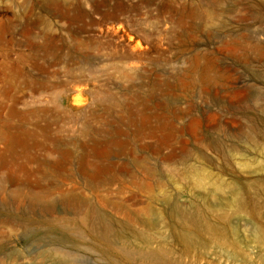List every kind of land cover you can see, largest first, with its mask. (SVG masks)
Listing matches in <instances>:
<instances>
[{
	"label": "rangeland",
	"instance_id": "1",
	"mask_svg": "<svg viewBox=\"0 0 264 264\" xmlns=\"http://www.w3.org/2000/svg\"><path fill=\"white\" fill-rule=\"evenodd\" d=\"M263 132L264 0H0V175L17 174L0 191V264H143L82 218L163 233L164 196L197 201L180 174L218 202L242 162L263 168L264 143L227 165L216 138ZM54 188L50 214L14 201ZM71 189L87 200L78 211L60 194Z\"/></svg>",
	"mask_w": 264,
	"mask_h": 264
},
{
	"label": "bare ground",
	"instance_id": "2",
	"mask_svg": "<svg viewBox=\"0 0 264 264\" xmlns=\"http://www.w3.org/2000/svg\"><path fill=\"white\" fill-rule=\"evenodd\" d=\"M259 143H264V132L261 133V142L250 136L241 144L237 140L227 143L222 137L215 140V146L229 162L227 165L235 161L239 150L254 152ZM258 163L263 168L255 171L250 170L251 162H242L245 172L241 169L235 171L241 183L228 192L223 184H216L213 191L225 193L220 194L218 202L198 192L196 188L198 182L201 184V178L195 172L184 170L180 179L188 185L197 201L189 209H179L170 197L164 196L162 202L171 219L165 221L163 233L135 229L131 222L113 221L97 209L91 212L94 220L90 214L84 216L82 222L109 244V250L128 261L140 259L143 264H192L187 259L206 258L213 254L219 263L228 260L235 264H254V259H258L264 264V176L259 174V171H264V158H260ZM16 175L14 170L8 176L0 175V191H6V182H14ZM260 185L261 191L254 192ZM56 189L43 192L16 190L14 201L20 208L23 198H29L33 204L41 205L44 214H50L54 210L51 191ZM60 194L64 203L76 211L87 202L73 189ZM161 215V212L157 213V221ZM54 251L44 254L54 257ZM70 255L68 251L56 262L68 260Z\"/></svg>",
	"mask_w": 264,
	"mask_h": 264
}]
</instances>
